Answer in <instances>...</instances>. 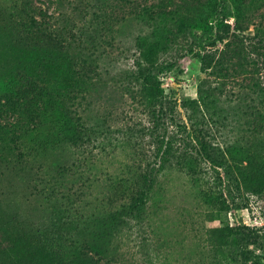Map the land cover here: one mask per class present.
Masks as SVG:
<instances>
[{
    "label": "rangeland",
    "instance_id": "1",
    "mask_svg": "<svg viewBox=\"0 0 264 264\" xmlns=\"http://www.w3.org/2000/svg\"><path fill=\"white\" fill-rule=\"evenodd\" d=\"M34 1L61 14L59 25L68 33L70 49L58 51L45 36L26 32L19 18L24 0H0V97L28 80L51 94L41 120L28 131L0 128V264H230L233 252L245 248L253 257L238 255V264L259 257L264 264V153L251 160L256 169L247 182L237 170L228 182L223 169L199 157L195 184L174 161L159 174L143 219L125 218L126 224L118 226L111 217L122 202L116 186L160 165L156 135L164 128L155 131L141 100L122 89L141 46L157 49L175 39L168 53L158 56L182 66L183 73L161 75L176 101L179 123L222 148L239 144L238 160L246 158L244 149L256 151L258 144H248L251 112L263 109L259 89H248L249 84L245 89L243 76L216 79L191 54L184 58L187 49L176 51L191 41L177 22L190 18V3L197 0ZM262 21L264 7L253 22ZM254 28L240 36L253 35ZM88 67L97 88L85 81ZM224 82L212 98L210 115L199 108L190 120L184 100L198 99L200 84L206 90ZM80 116L98 129L84 147L68 148L63 125H75ZM3 120L11 125L17 118ZM220 155L212 150L215 160ZM201 190L214 193L217 202L206 203ZM227 226L237 232L211 233ZM216 240L223 242L221 249L213 246Z\"/></svg>",
    "mask_w": 264,
    "mask_h": 264
},
{
    "label": "trees",
    "instance_id": "2",
    "mask_svg": "<svg viewBox=\"0 0 264 264\" xmlns=\"http://www.w3.org/2000/svg\"><path fill=\"white\" fill-rule=\"evenodd\" d=\"M34 3V0H24L19 10L21 26L29 34L36 35L35 38L45 36L53 49L67 53L70 49L69 39L68 33L59 25V22H62L61 14H53L37 4L35 6ZM190 4L193 7L190 8V18H185L184 21L178 20L177 28L182 34L189 31L191 36L185 34L191 41L186 47L181 46L176 51L181 52L187 49L188 53L184 58L191 54L201 62L203 69L210 70L216 79L225 81L232 77L239 79V76H243L242 85L245 89L247 84H249L248 89L254 86L259 89L263 109L251 112L252 139L248 144L258 145L254 153L251 148L244 149L243 155L246 158L238 160L237 146L239 144L234 142L229 147L222 148L220 145L212 144L205 137L188 131L186 123L178 122L176 101L171 100L161 80V75L166 73L177 71L183 73L178 61L169 59L162 61L158 56L161 53H168L170 46L176 43L173 41L175 39L163 42L157 49L141 46V52L134 63L135 68L127 71V79L122 89L130 98L141 100L155 131L163 126V135H156V157H159L160 165L139 175L140 177H136L130 183L120 185L122 188H119V185L116 186L122 194V202L115 211L111 212V217L118 226L126 224L125 218L141 220L146 216L148 204L154 200L157 191L159 174L174 161L194 179L195 184H197L196 181L199 184L197 173L199 157L209 159L216 167L223 169L228 182L233 180V171L236 170L247 182L254 179L252 172L256 169L251 160L257 154L264 153V85L260 83L261 76L264 75V21L258 24L253 22L256 12L264 7V3L261 0H197L195 5L193 2ZM232 18L233 25L230 23ZM251 26L255 27L253 35L242 38L240 34L248 31ZM220 43L224 44L223 48H218ZM253 55L259 60H254ZM251 60L254 61L251 62ZM246 65L251 66V71H246ZM91 72L93 70L88 67L83 77L88 85L97 88L99 82L91 76ZM225 85L224 82L213 88L211 84L205 90L204 84H200L198 99H187L182 104L192 113L189 119H193L192 115L199 108L206 107L208 112L206 115H210L211 112L209 113L208 110H210L212 98L217 90ZM49 99L51 94L47 87L35 80H28L27 84L21 85L15 91H6L4 96L0 97V128L7 129L11 133L28 131L32 123H38L41 120L43 111L50 102ZM8 116L16 117V122L11 125L3 124V119ZM83 120L84 118L80 116L75 120V125L70 123L69 128L67 122L64 123L61 134L68 148L84 147L97 131L98 128L87 125ZM212 150L221 152L217 160L212 156ZM245 159L249 162L246 165H244ZM200 192L206 203L217 202L211 191L201 190ZM236 232L235 227L229 226L211 230L214 236L219 233L230 236ZM212 242L217 249L223 247L221 240ZM238 255H245L248 260L253 257V252L248 248L236 249L230 264H238ZM252 264H262L260 257Z\"/></svg>",
    "mask_w": 264,
    "mask_h": 264
}]
</instances>
